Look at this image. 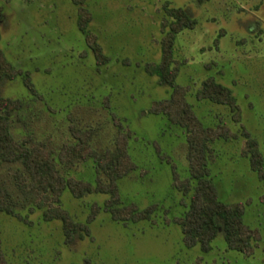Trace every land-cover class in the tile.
Masks as SVG:
<instances>
[{
    "label": "rangeland",
    "instance_id": "rangeland-1",
    "mask_svg": "<svg viewBox=\"0 0 264 264\" xmlns=\"http://www.w3.org/2000/svg\"><path fill=\"white\" fill-rule=\"evenodd\" d=\"M166 3L196 19L174 39L175 89L211 128L209 177L220 200L243 206V222L253 233L249 253L228 248L221 232L205 249L183 240L178 220L197 183L187 130L154 111L168 106L172 87L148 71L161 62ZM0 6V48L20 71L0 81V93L18 103L9 116L13 137L50 151L63 176L95 186L109 183V176L92 156L67 160L59 152L79 137L97 152L112 151L115 137L124 139L134 166L117 179L118 205L151 211L137 221L113 219L105 209L108 193L96 188L76 197L65 188L59 205L88 227L67 242L60 220H44L20 189L24 166L4 162L0 186L17 212L0 211V248L8 264H264V184L245 154L247 138H254L264 171V0H0ZM86 10L87 31L108 56L103 64L77 24ZM209 76L232 91L238 120L227 104L198 97Z\"/></svg>",
    "mask_w": 264,
    "mask_h": 264
},
{
    "label": "trees",
    "instance_id": "trees-1",
    "mask_svg": "<svg viewBox=\"0 0 264 264\" xmlns=\"http://www.w3.org/2000/svg\"><path fill=\"white\" fill-rule=\"evenodd\" d=\"M81 3L83 0H72ZM164 9L168 15L167 28L161 39V62L159 65L149 68L148 71L155 73L159 81L172 87L171 102L167 105L156 107L155 112H164L168 119L187 130L188 161L191 176L197 179L196 186L190 198L188 209L182 218L178 220L183 240L188 245L198 242L203 249L208 243L221 232L228 248L244 253L252 250V230L243 222V206L240 203H227L217 196L216 188L209 177L207 164V140L211 138V128L203 126L200 119L194 114L191 105L186 100L183 90L176 87L175 78L178 73V64H172L173 43L177 32L184 28H192L196 19L182 6L165 4ZM91 14L80 12L77 24L85 34L87 45L93 53L97 64H103L108 56L103 52L96 36L87 31V23ZM4 18L3 8L0 6V29ZM20 71L15 69L7 60L0 48V81L12 79ZM31 88L30 84H28ZM199 98H207L217 103L227 104L235 120L240 117L236 104V98L230 88L209 76L201 81L198 90ZM18 103L0 93V164L4 162H19L24 166L26 175H22V192L28 194L33 205L41 208L44 220L57 219L63 226L65 240L72 241L75 237H83L88 233L86 223L73 222L66 211L59 205L60 194L67 188L72 195L81 197L86 193L98 188L99 191L108 193L105 201V209L109 210L113 219L137 221L148 218L150 210L137 209L133 205H118L119 195L117 179L125 175L134 164L127 152L126 141L115 137V148L112 151L97 152L92 149L82 137L75 143L64 146L59 152V158L72 160L92 156L96 162V169L106 172L109 183L99 185L82 181L73 177L63 176L56 168L50 151L43 152V148L33 145L27 146L23 141H17L10 130L9 116ZM228 137L227 133L223 134ZM127 137V136H126ZM245 154L249 158L250 166L257 171L259 178L264 184V171L262 155L257 148L254 138L246 140ZM182 183L178 181V184ZM176 184V183H175ZM188 186L184 190H187ZM36 195H39L38 197ZM35 196V198H34ZM34 198V199H33ZM0 211L17 214L14 209L8 191L0 186ZM96 210L93 208L89 220L94 217ZM88 264V261L86 260ZM0 264H8L0 248Z\"/></svg>",
    "mask_w": 264,
    "mask_h": 264
}]
</instances>
